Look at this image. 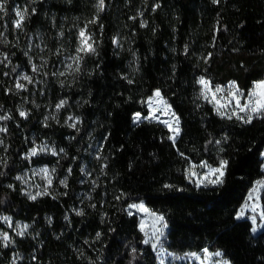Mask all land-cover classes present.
Wrapping results in <instances>:
<instances>
[{"label": "trees", "instance_id": "1", "mask_svg": "<svg viewBox=\"0 0 264 264\" xmlns=\"http://www.w3.org/2000/svg\"><path fill=\"white\" fill-rule=\"evenodd\" d=\"M0 4V48L9 60L8 75L0 70V109L11 115L0 214L32 226L24 238L0 247V264H9L15 250L23 256L16 264H158L138 217L127 210L140 200L163 217L167 250H218L230 264H264V226L253 236L248 218L237 216L254 181L264 180V115L251 123L221 116L198 84L200 78L211 87L233 83L246 92L263 77L264 0H104L102 11L98 0ZM17 10L26 13L19 29ZM80 29L95 51L81 54L78 71H58L62 57L76 53ZM29 57L37 64L38 86L15 92V69L28 70ZM154 90L179 121L174 140L157 121L133 120L146 116L143 101ZM60 101L62 115L77 116L74 128L42 121L45 108ZM21 104L26 117L16 109ZM31 133L62 150L35 158L56 166V186L67 176L52 196L28 199L12 180ZM94 140L95 181L84 186L89 197L79 203V163ZM222 160V184L198 187L190 179L191 168H218ZM259 195L264 215V187Z\"/></svg>", "mask_w": 264, "mask_h": 264}, {"label": "rangeland", "instance_id": "2", "mask_svg": "<svg viewBox=\"0 0 264 264\" xmlns=\"http://www.w3.org/2000/svg\"><path fill=\"white\" fill-rule=\"evenodd\" d=\"M18 19L17 15L15 16L14 24L15 21ZM82 29L79 30V32ZM79 32H78V46H79ZM87 34V33H86ZM4 35L0 33V44L3 41ZM77 56L76 53L73 54H66L65 56L62 57V62L59 66H57V70L65 73H70L76 68V63L74 58ZM8 57L6 56V52L0 48V70L2 73V76L8 75V72L6 71V68H8ZM28 65L29 69H22V68H16L15 69V74L13 77L12 81V87L15 92H20V91H26L28 87H32V90L34 91L35 88L38 86V77L37 73L38 70L33 71V66L37 69V64L36 62L29 57L28 58ZM68 65H72V68H69ZM23 76H28L31 78V83H29L27 80L21 79ZM201 79V78H200ZM198 79V81L200 80ZM264 81V75L260 80H257L253 82L251 88L248 91H243L240 90V93L242 94L239 98L241 100V103L244 102V100L247 98V94L253 89V86L255 83ZM20 83L24 85L22 89H17L16 84ZM199 84V83H198ZM233 83H228L224 86H215L211 87L213 90L216 87L224 89V92L220 95H223L225 98L228 96V90L230 88V85ZM200 86V94H201V85ZM237 88V87H236ZM157 90H154L153 93L147 97L143 103L147 109V114L146 116H140V119L138 121H135L136 114L133 117V120L135 122H139L143 119H149L153 121H157L164 125L169 131L170 128L168 124L165 123V121L169 122L173 128H175L177 125L175 121L177 120V117L167 104V102L163 99V97L160 94V97L163 99V101L166 102V106L170 111H165V104H159L156 101L159 98H155L154 102L152 103L151 107L154 110V112H150V107H149V101L151 98H154V93ZM202 97V96H201ZM205 99L204 97H202ZM206 100V99H205ZM208 101V100H207ZM58 102L52 107H46L45 108V113L43 116V120H52L53 122L57 123L58 121L61 122L62 125H65L68 128H74L77 123H78V118L71 112H65L63 115L61 114V108L57 109V105L60 104ZM214 105V104H213ZM19 115L21 112H24L25 115L22 117H26L27 111L26 108L23 104L20 106L16 107ZM231 111V110H229ZM239 115L245 114L246 116L248 114L246 113H239V110L236 109ZM62 115V116H61ZM0 117H8V119H0V128H4L5 131L0 132V165L3 164L4 158H5V145L3 142L4 135L6 132V121L11 118L10 111L8 108H4L3 110L0 109ZM60 117H62L60 119ZM71 117L72 119H69ZM151 117V118H149ZM75 125L74 127H70V125ZM171 136H175L174 131H170ZM28 142L30 143L29 146L27 147V150L23 153L20 154V159L23 160L22 164L19 165L13 176L12 180L15 182L18 187L20 188V191L22 194H24L28 199H32L31 196H36V198L43 196V195H54L52 193V190L55 192L59 191V187L63 188L66 185V177L63 176L60 178L57 182V186L55 185V177H56V166L54 164H47L43 162H38L35 160L37 157H51V156H58L62 150L58 149L56 145L47 139H39L38 137H35L32 133L28 136ZM43 148L44 151H40V149ZM33 149H37V154L36 155H31V152ZM55 152L56 154L53 155L52 153ZM262 159H263V169H264V149L262 150L261 153ZM99 157V142L97 141H90L89 144L85 148V157L83 160L80 161L79 163V171L81 178L79 179L78 184L82 186V188L77 192V199H79V203L82 201H85L89 197V192L84 189L85 185L92 186L95 181V164L96 161H98ZM202 164H199L197 168H191L189 170V176L190 179H192L196 184L197 181L201 180L203 177H205L209 169H215L211 168L205 165V167H201ZM42 169H47L48 170V176L51 178V184H48L47 178L44 176V174L41 172ZM190 172L195 173L194 175H191ZM19 178V179H18ZM66 178V179H65ZM215 177H209V179H214ZM206 183V182H205ZM264 187V180H256L246 193V196L244 197L243 201L241 202L240 206L238 207L237 211V216H246L248 220L250 221L251 228H250V233L251 235H256L261 228L264 226V219L261 217L264 216L261 211V206H260V199H259V194L261 189ZM255 190V191H254ZM37 193H40V195H36ZM46 193V194H45ZM250 195L252 196V199H249ZM35 198V199H36ZM143 204L145 208V204L143 201H137V202H132L127 206V210L131 214H135L138 217V229L141 231V222H144L145 225V231H141L143 234V242L147 238L145 235V232L148 233V237L151 236V231H152V221L153 217L150 215L151 213H154L156 216H161L159 213H156L154 211H151L149 208L148 212H141L136 208H130V205H139ZM256 206V211H252V207ZM76 209V208H75ZM243 211V215H239L241 210ZM7 217L8 220L6 221L4 218ZM255 220V222H254ZM163 225H166V223L163 220ZM24 226H27V228L23 231V234H19L21 230L24 228ZM31 225L21 221V220H14L12 217L6 214H0V247L1 248H6L9 245L12 244L13 240L15 238H24L27 234H29L31 230ZM157 227H161V225H157ZM167 229V225L162 228L163 233ZM255 229V231L253 230ZM7 234L9 237L10 242H6L3 240V235ZM162 237V236H161ZM161 239V238H160ZM5 244L7 246H5ZM150 247L152 248L151 244L149 243ZM156 256V261L158 264H204L205 261V250L198 252V253H183V254H178L173 251H169L166 248H164L161 244L158 246L157 249H153ZM209 258L207 259L206 264H224V262H227V264H230L229 261L225 260L221 255L220 256H215L214 254L220 251H208ZM194 254V255H193ZM195 257H199V259H196ZM23 256L22 254L15 250L11 252V256L9 259V264H16L20 260H22Z\"/></svg>", "mask_w": 264, "mask_h": 264}, {"label": "snow or ice", "instance_id": "3", "mask_svg": "<svg viewBox=\"0 0 264 264\" xmlns=\"http://www.w3.org/2000/svg\"><path fill=\"white\" fill-rule=\"evenodd\" d=\"M215 2V0H214ZM104 8V0H98V9L103 10ZM4 11V7L2 4H0V12ZM16 15L18 19L15 21V27L17 29L21 28L22 22L25 19V12H21L19 10L16 11ZM91 38L86 34L85 30H81L79 32V46L76 49L77 56L74 58L75 63H76V71L79 70V61L82 58V55H87L91 52H94L95 49L92 46V43L90 42ZM115 43V41H114ZM69 68H72V65H68ZM37 69L35 66H33V71H36ZM63 75V73H61ZM21 79L27 80L29 83H31V78L28 76H23ZM198 83L201 85V96L204 97L206 100H208L210 103L214 104V107L217 111V114L221 116H227V118L231 119L232 116H236L237 119H242L244 120L245 123H251L253 116H260L264 115V81H260L254 84L253 89L247 94V98L244 100L243 103H241L240 96L242 95L239 91L238 88L234 84L230 85V88L228 90V96L225 98L223 95H220L224 92V89L216 87L214 90L211 88L209 85V82L205 79H200ZM17 89H22L24 85L17 83L16 84ZM155 98H159L156 102L159 104H165V111H170V109L167 108L166 102L163 101V99L160 97V92L157 90L154 93V98H151L149 101V107H150V112H154L152 109L151 105L154 102ZM63 101L57 105V109L61 108L63 106ZM236 109L239 110V113H246L247 119H244L241 117ZM231 110V111H229ZM21 116H24L25 113L21 112ZM151 118V117H149ZM0 119H8V117H0ZM69 119H72L69 117ZM140 119L139 114H136L135 121H138ZM134 121V122H135ZM166 124H168L170 131H174L175 134H179V121L178 119L175 121L176 127L173 128L172 125L165 121ZM75 125H70V127H74ZM5 131L4 128H0V132ZM171 139H175V137H170ZM40 151H44L43 148L40 149ZM37 154V149H33L31 152V155H36ZM53 155L56 153L53 152ZM227 166V161H221L220 166L215 169H209L208 174L203 177L201 180L197 181V186L199 187L201 184H204L205 182L208 184H222L223 183V176H224V169ZM201 167H205V165H201ZM41 172L44 174V176L48 180V184H51V178L48 176V170L47 169H42ZM191 175H194L195 173L190 172ZM215 177L214 179H209V177ZM19 179V178H18ZM165 187H168V185H165ZM255 191V190H254ZM46 194V193H45ZM36 195H40V193H37ZM32 199H35L36 196H31ZM249 199H252V196L250 195ZM130 208H136L141 212H148V209L144 207L143 204L139 205H130ZM243 209L241 210L239 215H243ZM252 211H256V206L252 207ZM78 215L80 213H77ZM131 214V213H129ZM153 217L152 221V231H151V236L148 237V233L145 232L146 239L144 240L145 244H151L152 248L155 250L160 246L161 244V236H163V230L162 228L165 227L166 225H163V217L162 216H156L154 213L150 214ZM264 219V216L261 217ZM6 221L8 220L7 217L4 218ZM255 222V220H254ZM157 225H161V227H157ZM27 228V226H24V228L21 230L19 234H23V231ZM255 231V229H253ZM141 231H145V225L144 222H141ZM99 233H97V237H99ZM3 240L6 242L9 241V237L7 234L3 235ZM5 246H7L5 244ZM135 251V250H134ZM194 255V254H193ZM215 256H220L221 254L219 252L214 254ZM196 259H199V257H195ZM209 258V254L207 250H205V261L204 264H206L207 259ZM163 264V262H161ZM224 264H227V262H224Z\"/></svg>", "mask_w": 264, "mask_h": 264}]
</instances>
